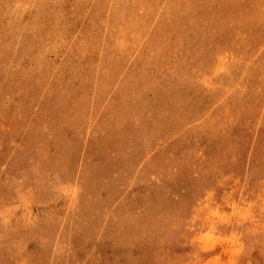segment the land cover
Instances as JSON below:
<instances>
[{
	"label": "rangeland",
	"instance_id": "obj_1",
	"mask_svg": "<svg viewBox=\"0 0 264 264\" xmlns=\"http://www.w3.org/2000/svg\"><path fill=\"white\" fill-rule=\"evenodd\" d=\"M0 264H264V0H0Z\"/></svg>",
	"mask_w": 264,
	"mask_h": 264
}]
</instances>
